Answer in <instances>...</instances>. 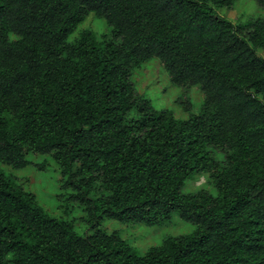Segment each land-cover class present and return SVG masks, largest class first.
Wrapping results in <instances>:
<instances>
[{"label": "trees", "instance_id": "16d2710c", "mask_svg": "<svg viewBox=\"0 0 264 264\" xmlns=\"http://www.w3.org/2000/svg\"><path fill=\"white\" fill-rule=\"evenodd\" d=\"M235 1L0 0V162L52 153L94 228L79 234L0 168V264H264V18L215 13ZM90 13L111 37L69 41ZM154 57L175 84L201 86L200 113L137 92L133 69ZM205 172L216 194L182 191ZM175 211L196 229L142 255L98 226Z\"/></svg>", "mask_w": 264, "mask_h": 264}, {"label": "rangeland", "instance_id": "374dc122", "mask_svg": "<svg viewBox=\"0 0 264 264\" xmlns=\"http://www.w3.org/2000/svg\"><path fill=\"white\" fill-rule=\"evenodd\" d=\"M214 11L236 24L264 18V7L258 0H236L231 7L214 6ZM85 29L92 30L98 41L112 35V27L107 20L90 13L78 24L69 36V41L76 40ZM258 52L262 53L261 50ZM131 79L137 92L150 99L157 110L170 109L181 119H188L192 114L202 111L204 91L201 86L183 87L175 84L157 57L135 67ZM129 116H135V112H131ZM215 155L221 159L224 152L216 150ZM26 158L29 162L25 166L13 167L0 162V168L25 190L33 192L38 203L51 216L71 221L75 230L83 236L91 234L94 228L87 221V211L81 203L70 197L73 191L63 186L64 176L53 154L29 151ZM199 189L217 193L216 188L208 180L207 172L186 179L182 186L183 192H195ZM100 194V191H95L90 196L97 197ZM98 226L108 232L118 231L140 255L145 254L150 247L160 245L167 236L187 234L196 229V224L183 219L178 211H175L171 218L156 225L104 217Z\"/></svg>", "mask_w": 264, "mask_h": 264}]
</instances>
